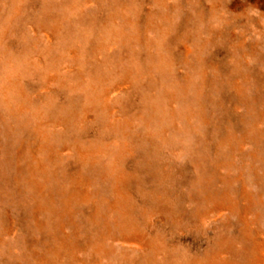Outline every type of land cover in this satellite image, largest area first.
I'll use <instances>...</instances> for the list:
<instances>
[{
	"label": "rangeland",
	"instance_id": "1",
	"mask_svg": "<svg viewBox=\"0 0 264 264\" xmlns=\"http://www.w3.org/2000/svg\"><path fill=\"white\" fill-rule=\"evenodd\" d=\"M0 264H264V0H0Z\"/></svg>",
	"mask_w": 264,
	"mask_h": 264
},
{
	"label": "bare ground",
	"instance_id": "2",
	"mask_svg": "<svg viewBox=\"0 0 264 264\" xmlns=\"http://www.w3.org/2000/svg\"><path fill=\"white\" fill-rule=\"evenodd\" d=\"M1 91L3 92L2 93V98H3V101H4V99H5V104L6 105H8V102H10L11 103V101H13L12 100V98L11 99H9V100H7L6 98L9 96V94H10V92H9V90H8V87L7 86H2V88H1ZM8 94V95H7ZM16 107V109H18L17 108V106H15ZM11 110H12V112L13 111H15L13 108H11ZM21 114V113H20ZM43 141V140H42ZM78 156H79V161L81 162V163H86L87 161H88V159L89 158H91L93 155H94V153L91 151V150H89L88 148H86V146H83V147H81L80 149H78ZM41 163L39 162V164H38V166H34L33 167V171H32V173H31V175H30V177H32V180H31V184L33 185V186H35L36 187V189H38L37 190V192H38V194H40V195H43V193H44V185L41 183V185L39 186V182H38V176H39V173H40V175H42V176H44L42 173H43V171H39L38 170V167L41 169ZM32 166H31V164L29 165V167H28V170L29 169H31L32 170V168H31ZM42 170H43V166H42ZM33 180H35V181H33ZM82 197V199L85 201V202H87V197H85V196H81ZM42 204V203H41Z\"/></svg>",
	"mask_w": 264,
	"mask_h": 264
}]
</instances>
